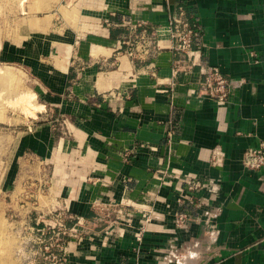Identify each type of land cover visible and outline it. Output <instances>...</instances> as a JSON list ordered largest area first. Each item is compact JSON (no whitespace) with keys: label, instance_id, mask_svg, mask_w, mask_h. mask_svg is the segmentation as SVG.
<instances>
[{"label":"crops","instance_id":"0c3cea01","mask_svg":"<svg viewBox=\"0 0 264 264\" xmlns=\"http://www.w3.org/2000/svg\"><path fill=\"white\" fill-rule=\"evenodd\" d=\"M72 1L78 22L33 31L46 48L15 54L37 58V112L61 117L67 137L41 125L18 152L54 163L51 189L67 214L87 219L94 204L123 201L132 224L79 227L66 264H264V167L241 163L264 141V0ZM178 6L196 15L201 47L173 74L166 26ZM125 22L146 25L152 58L116 53ZM204 65L241 81L227 103L197 97Z\"/></svg>","mask_w":264,"mask_h":264},{"label":"rangeland","instance_id":"374dc122","mask_svg":"<svg viewBox=\"0 0 264 264\" xmlns=\"http://www.w3.org/2000/svg\"><path fill=\"white\" fill-rule=\"evenodd\" d=\"M71 1L0 0V71L9 69L7 72H12L16 77L15 80H9L11 82L7 81L8 79H0V264H57V258L53 257L55 250L50 246L52 242L54 244V239L48 234H42L40 229L46 223L53 224V219L59 220L57 222L62 221L66 227H71L70 221H67L66 207L63 208L60 199H55L51 189L54 163L48 164L28 151L26 154H20L17 148L24 132L33 131L45 124H50L58 137L66 138L67 130L63 119L61 117L52 119L51 115L49 116L51 111L45 108L40 113L37 112L38 109L36 118H32L30 114L24 113L26 112L24 105L21 106L23 102H18V99L19 105L13 100L16 95L31 90L36 93L34 100L39 101L38 92L41 91L40 83L31 75L37 58L31 55L24 58L16 56L17 47L25 48L34 44L36 47L46 48L44 44L41 45V39L30 40L33 31L41 30L59 35L67 23L78 22L76 10L69 9L75 5V3L71 5ZM34 36L42 37L37 33H34ZM41 58L44 59L41 62L43 66L49 65L47 58ZM18 156L19 158L21 156L20 160L17 159ZM120 202L122 203L118 202V206L114 205L112 208L121 207L120 211L124 209L127 212L125 217L117 218L116 214H113L109 217L104 216L106 222L90 223L96 213L100 212L94 204L93 216L85 218L89 223L83 226L96 230L109 226L116 228L128 221L132 224L126 203ZM59 213L60 217H57ZM76 232L80 234L79 230ZM39 239H43L42 242ZM45 245L48 248H45ZM67 256L68 244L66 261Z\"/></svg>","mask_w":264,"mask_h":264},{"label":"built area","instance_id":"2783aa9c","mask_svg":"<svg viewBox=\"0 0 264 264\" xmlns=\"http://www.w3.org/2000/svg\"><path fill=\"white\" fill-rule=\"evenodd\" d=\"M196 15L192 12L187 14V10L183 6H178L177 11L174 12L166 26V32L169 34L173 44L171 50L175 56L173 74H176L180 68H189L192 57L201 46V29L195 24ZM125 24H128L125 22ZM146 25L143 23L128 24V33L123 34L118 39V47L116 53H122L133 60H139L141 62L152 58L157 50V42L146 31ZM202 78L198 82V95L200 99L207 98L219 104H224L229 101L230 94L233 89L237 88L240 84V80L230 79L225 76L218 67L211 65H204L201 69ZM241 163L248 169H260L264 167V141L260 142L255 148H248L245 150L241 157ZM202 187L200 181L191 183L189 189H199ZM120 204L122 202H119ZM96 208L100 210L93 217L90 223L106 222L104 216L116 214L117 218L125 217L127 212L120 208H112L114 205L118 206V202L110 201L106 203L95 204ZM65 206L63 205V208ZM122 209V208H121ZM113 212H111V211ZM119 213L120 216L117 214ZM57 214V217H60ZM53 224H45L40 230L42 234L49 235L51 239H54L50 244L54 248V258H57V264H65L67 255V244L69 237L75 236L76 231L83 228L85 223H89L83 217H73L67 214V221L72 222L71 227H66L65 224L57 222L59 220L53 219ZM64 221V220H63ZM175 225L183 226L185 222V214H178L175 218ZM86 225V224H85ZM83 230V229H82ZM81 231V229L79 230ZM143 229L137 234L136 240L141 241ZM61 235H65L61 237ZM43 239H39L42 242ZM45 248H48L45 245Z\"/></svg>","mask_w":264,"mask_h":264},{"label":"bare ground","instance_id":"6f19581e","mask_svg":"<svg viewBox=\"0 0 264 264\" xmlns=\"http://www.w3.org/2000/svg\"><path fill=\"white\" fill-rule=\"evenodd\" d=\"M20 2V1H19ZM22 2H24V0H22ZM0 70H1V68H0ZM3 71H0V79H5V80H7V81H9V80H15V75H13V73L12 72H7V71H10L9 69H7V70H5L4 71V69H2ZM9 82H11V81H9ZM14 82V81H13ZM20 93V92H19ZM19 93H17V94H19ZM16 97H18L17 99H16ZM16 97H15V99H13L14 100V102L16 101L17 102V100H18V102H23L24 104H22L21 106H23L24 105V108H25V110L24 111H26V112H24L25 114L26 113H28V114H30V116H32L33 118L35 117L36 118V111L39 109L40 110V108H41V105L40 104H38L37 103V101H35L34 100V97H35V94H34V92L33 91H31V90H26V91H24V92H22V93H20L18 96L16 95ZM12 102V101H11ZM17 102V104H19ZM20 105V104H19ZM23 108V107H22ZM23 108V109H24ZM38 110V111H39ZM28 116V115H27ZM3 261V260H2ZM4 263V262H3Z\"/></svg>","mask_w":264,"mask_h":264}]
</instances>
